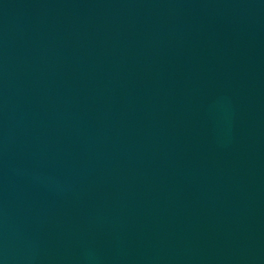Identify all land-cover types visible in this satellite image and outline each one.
<instances>
[{
    "label": "water",
    "instance_id": "95a60500",
    "mask_svg": "<svg viewBox=\"0 0 264 264\" xmlns=\"http://www.w3.org/2000/svg\"><path fill=\"white\" fill-rule=\"evenodd\" d=\"M0 264H264V0H0Z\"/></svg>",
    "mask_w": 264,
    "mask_h": 264
}]
</instances>
